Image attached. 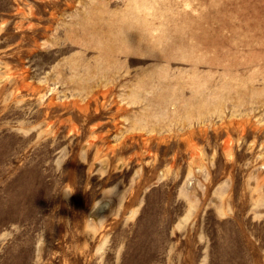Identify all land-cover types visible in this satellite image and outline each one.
Here are the masks:
<instances>
[{"label": "rangeland", "instance_id": "obj_1", "mask_svg": "<svg viewBox=\"0 0 264 264\" xmlns=\"http://www.w3.org/2000/svg\"><path fill=\"white\" fill-rule=\"evenodd\" d=\"M0 0V264H264V0Z\"/></svg>", "mask_w": 264, "mask_h": 264}, {"label": "clouds", "instance_id": "obj_2", "mask_svg": "<svg viewBox=\"0 0 264 264\" xmlns=\"http://www.w3.org/2000/svg\"><path fill=\"white\" fill-rule=\"evenodd\" d=\"M191 7L189 0H184L183 8L190 11ZM162 10V0H122L121 23L126 28L125 36L136 33L150 42L165 43L167 26L156 22Z\"/></svg>", "mask_w": 264, "mask_h": 264}]
</instances>
